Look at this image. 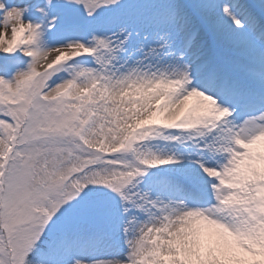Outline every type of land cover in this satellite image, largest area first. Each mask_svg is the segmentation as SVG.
<instances>
[{
    "label": "snow or ice",
    "instance_id": "snow-or-ice-1",
    "mask_svg": "<svg viewBox=\"0 0 264 264\" xmlns=\"http://www.w3.org/2000/svg\"><path fill=\"white\" fill-rule=\"evenodd\" d=\"M0 264H264V0H0Z\"/></svg>",
    "mask_w": 264,
    "mask_h": 264
}]
</instances>
